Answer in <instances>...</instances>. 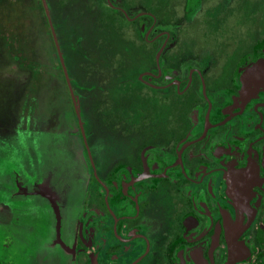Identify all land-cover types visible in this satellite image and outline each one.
Returning <instances> with one entry per match:
<instances>
[{
	"label": "flooded vegetation",
	"instance_id": "af4514ba",
	"mask_svg": "<svg viewBox=\"0 0 264 264\" xmlns=\"http://www.w3.org/2000/svg\"><path fill=\"white\" fill-rule=\"evenodd\" d=\"M105 1L146 27L154 57L136 76L139 106L101 98V130L122 153L97 165L78 121L75 228L65 246L41 244L74 264H264V0H151L135 13ZM155 7L173 20L160 28Z\"/></svg>",
	"mask_w": 264,
	"mask_h": 264
},
{
	"label": "rangeland",
	"instance_id": "374dc122",
	"mask_svg": "<svg viewBox=\"0 0 264 264\" xmlns=\"http://www.w3.org/2000/svg\"><path fill=\"white\" fill-rule=\"evenodd\" d=\"M115 1L130 13L151 3ZM46 2L96 163L106 165L125 147L101 130V98L116 104L117 98L125 102L129 97L139 106L142 85L136 76L150 65L156 46L145 42V26L127 21L105 0ZM158 9L161 28L174 16ZM52 36L42 0H0V259L4 264H74L62 246L75 228L86 174L78 118ZM45 236L51 240L61 236L62 246L41 244Z\"/></svg>",
	"mask_w": 264,
	"mask_h": 264
},
{
	"label": "water",
	"instance_id": "95a60500",
	"mask_svg": "<svg viewBox=\"0 0 264 264\" xmlns=\"http://www.w3.org/2000/svg\"><path fill=\"white\" fill-rule=\"evenodd\" d=\"M42 3H43L44 9H45V13H46V15L48 17V20H49V23H50L51 32L53 34V39H54V42H55V45H56V48H57V54H58L59 60L61 62L63 71H64V76H65L66 82H67L68 87H69V89L71 91V95H72V98H73L75 110H76V113H77V116H78V121H79V124L81 126V130L83 132V125H82V121H81V118H80V114H79V109H78V105H77V102H76V98H75V95L73 93V89L71 87L70 76H69V74L67 72V69H66L65 64H64V61H63L62 53H61V51L59 49L57 37L55 35V31H54L53 25L51 23V19H50V14H49V9H48V6H47V2H46V0H42Z\"/></svg>",
	"mask_w": 264,
	"mask_h": 264
}]
</instances>
